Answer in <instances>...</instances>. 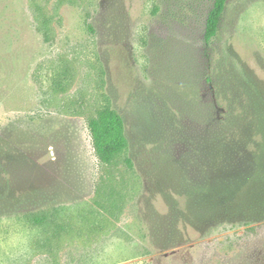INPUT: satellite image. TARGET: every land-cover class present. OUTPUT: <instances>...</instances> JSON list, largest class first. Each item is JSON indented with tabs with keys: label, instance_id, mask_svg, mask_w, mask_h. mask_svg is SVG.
I'll return each mask as SVG.
<instances>
[{
	"label": "rangeland",
	"instance_id": "1",
	"mask_svg": "<svg viewBox=\"0 0 264 264\" xmlns=\"http://www.w3.org/2000/svg\"><path fill=\"white\" fill-rule=\"evenodd\" d=\"M213 3L0 0V264H264V0Z\"/></svg>",
	"mask_w": 264,
	"mask_h": 264
},
{
	"label": "trees",
	"instance_id": "2",
	"mask_svg": "<svg viewBox=\"0 0 264 264\" xmlns=\"http://www.w3.org/2000/svg\"><path fill=\"white\" fill-rule=\"evenodd\" d=\"M226 4L227 0H214L206 20L204 38L207 43H210L219 32ZM89 128L95 151L101 161L111 163L118 154L128 148L124 118L115 110L104 108L99 111L96 118L89 120ZM4 153L5 150L0 149V162L3 161ZM130 161L128 159L129 163ZM3 167L4 165L0 164V178L4 176L5 168H8V166Z\"/></svg>",
	"mask_w": 264,
	"mask_h": 264
}]
</instances>
